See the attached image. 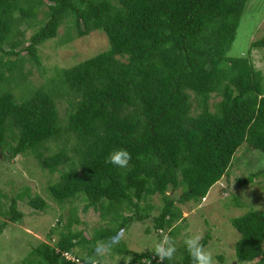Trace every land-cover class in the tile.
Segmentation results:
<instances>
[{"label": "trees", "instance_id": "16d2710c", "mask_svg": "<svg viewBox=\"0 0 264 264\" xmlns=\"http://www.w3.org/2000/svg\"><path fill=\"white\" fill-rule=\"evenodd\" d=\"M247 3L0 0V159L32 154L48 173L60 172L47 186L52 199L63 203L80 196L84 210H97L112 223L87 238L72 228L78 221L70 211L65 221L57 219L58 236L50 229L49 241L32 246L25 264H85L98 241L107 242L145 218L171 236L182 217L175 201L203 199L228 173L243 143L264 152V76L250 56L252 48L264 49V35L245 55L229 52ZM65 21L79 37L102 30L108 48L69 67H54L41 87L32 86L18 102L15 96L30 85L23 66L30 60L46 74L39 46L56 37ZM26 30H31L27 37ZM68 34L60 42L68 41ZM58 97L68 103L64 119ZM117 148L131 154L127 168L105 163ZM252 176L237 184L244 186ZM168 189H178V196ZM24 195L36 210L48 205L26 188L8 208L0 207V234L7 223L22 218L17 203ZM153 196L160 200L157 214L151 213ZM231 225L239 232L237 261L259 257L255 264H264V209H250L232 218ZM209 239L206 233L202 243ZM77 245L87 247L86 257L67 258ZM114 249L129 256L123 264L154 263L149 249L131 251L122 243ZM176 253L165 264H192L185 247Z\"/></svg>", "mask_w": 264, "mask_h": 264}, {"label": "rangeland", "instance_id": "374dc122", "mask_svg": "<svg viewBox=\"0 0 264 264\" xmlns=\"http://www.w3.org/2000/svg\"><path fill=\"white\" fill-rule=\"evenodd\" d=\"M41 14L39 12L38 17H41ZM67 24V21L63 22L58 28L56 37L46 40L39 46L41 67L47 69L46 74L42 75L40 67L30 60L23 66L22 71L27 74L30 85L26 84L24 86L26 90L15 96L18 102L32 93L30 90L32 86L33 89L41 87L44 77L50 74L54 67H69L108 48V39L102 30H93L79 37L73 30L68 31ZM67 32L70 39L64 43L60 42L61 39H66ZM30 33L31 30H26V37ZM262 35H264V0H248L229 50L230 54L236 56L247 54L251 42ZM250 56L254 67L261 70L264 76V49L252 48ZM6 58L15 57H4ZM5 68H1L2 71L6 72ZM11 73L14 74L8 71L6 74ZM14 92L17 93L18 89ZM216 99L219 98L215 97L212 100ZM56 104L60 117L64 119L68 106L66 98L58 97ZM227 172L210 187L204 199L199 202L188 201L181 204L175 201V206L180 208L182 217L174 223L171 237L180 250L185 247L183 240L186 233L199 232L203 236L208 233L210 239L205 246L213 254L214 264H255L259 257L250 262L237 261L235 242L239 238V232L231 225V219L250 209H264V152L243 143L235 152ZM251 173L254 174L253 180L240 187L237 180L246 178ZM59 176V171L48 173L41 168L32 154L24 156L17 154L14 158L0 159L1 209L8 208L11 198L24 192L26 188L30 193L29 196L39 194L48 204L43 211H39L28 204V195H24L18 201L17 208L22 211L23 216L16 222L7 223L0 234V264H25L23 260L32 246L41 241H49L47 233L50 229L53 230L54 227L53 236L55 238L58 236L61 228L57 226V219L62 216L65 221L70 211H73L72 215L78 221L72 224V228L82 230L87 238L112 224L108 219L101 218L99 211L92 208L84 210L85 201L80 196L63 203H57L52 199L47 192V186L56 182ZM167 193L176 198L179 190L168 189ZM149 202L154 205L151 213L157 214L160 206L159 196H153ZM120 234L122 235L120 243L131 251L151 250L162 235H168L165 231L154 229L151 218L131 222L128 228L120 231ZM91 245L90 243L87 247ZM87 247L77 245L67 258L80 260L86 257ZM262 248L264 249V241ZM175 257H178L177 253ZM128 260V255L121 254L113 248L109 254L101 258V264H123Z\"/></svg>", "mask_w": 264, "mask_h": 264}, {"label": "clouds", "instance_id": "9594fccd", "mask_svg": "<svg viewBox=\"0 0 264 264\" xmlns=\"http://www.w3.org/2000/svg\"><path fill=\"white\" fill-rule=\"evenodd\" d=\"M130 160L131 154L125 148L114 149L105 157L106 164L121 169L127 168ZM121 239L122 235L117 233L115 236L109 237L107 242H97L93 248V256L86 258L85 264H101V258L109 254L120 243ZM202 241L203 235L199 232L185 234L183 244L192 264H214L213 254ZM176 252L177 247L173 238L170 235H162L151 248L154 263L150 259L148 264H165V261L174 259Z\"/></svg>", "mask_w": 264, "mask_h": 264}, {"label": "built area", "instance_id": "2783aa9c", "mask_svg": "<svg viewBox=\"0 0 264 264\" xmlns=\"http://www.w3.org/2000/svg\"><path fill=\"white\" fill-rule=\"evenodd\" d=\"M66 256H67V255H66ZM71 259L73 260V258H71ZM152 259H154L153 256H152ZM75 260L77 261V259H75ZM146 261L149 263V262H150V259H147ZM78 264H81V263L78 262Z\"/></svg>", "mask_w": 264, "mask_h": 264}]
</instances>
